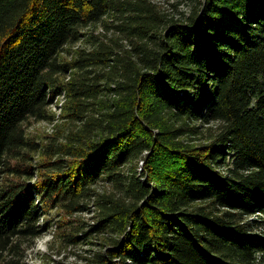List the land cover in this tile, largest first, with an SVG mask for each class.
<instances>
[{
  "label": "trees",
  "instance_id": "obj_1",
  "mask_svg": "<svg viewBox=\"0 0 264 264\" xmlns=\"http://www.w3.org/2000/svg\"><path fill=\"white\" fill-rule=\"evenodd\" d=\"M193 1L0 0V264H264V0Z\"/></svg>",
  "mask_w": 264,
  "mask_h": 264
},
{
  "label": "rangeland",
  "instance_id": "obj_2",
  "mask_svg": "<svg viewBox=\"0 0 264 264\" xmlns=\"http://www.w3.org/2000/svg\"><path fill=\"white\" fill-rule=\"evenodd\" d=\"M156 2L168 12L170 15L176 16H185L189 15L194 5L193 0H156ZM78 47V46H77ZM76 48V47H75ZM64 95L61 96L60 100L56 101L52 105V111L56 113V120L54 123L48 120H30L26 124V129L28 132V136L31 139L35 140H46L48 136H51L55 133V129L59 126L60 130L64 125V119L60 117L61 115V104L63 103ZM57 124V126H55ZM61 124V125H60ZM67 126H64L66 128ZM42 159L41 155H36V161L40 162ZM44 171H39L38 176L32 180L31 182H37L38 184H42L48 176L42 173ZM92 212L86 214H76L75 216L78 217V220L73 221L75 222V227H83L82 223L85 221H92L91 216ZM80 217V218H79ZM53 231H48L46 234L38 238L33 243V247L27 253V258L22 264H76L77 262H82V258L78 255L79 253L85 254L84 250L90 248L91 243H79L77 245L70 246L63 250L62 254H59L55 249L51 246V240L53 239L54 232L57 233V236L62 237V234L65 233L67 229L70 228V224L68 223L69 220H72L70 216L63 213L62 211L55 210L53 215ZM62 241L59 238V242ZM89 242V241H88ZM58 243V241H57ZM97 248V246L95 247Z\"/></svg>",
  "mask_w": 264,
  "mask_h": 264
}]
</instances>
